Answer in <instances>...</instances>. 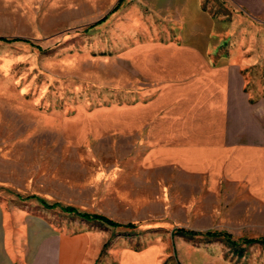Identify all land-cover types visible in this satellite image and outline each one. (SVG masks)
I'll return each instance as SVG.
<instances>
[{
    "label": "rangeland",
    "instance_id": "374dc122",
    "mask_svg": "<svg viewBox=\"0 0 264 264\" xmlns=\"http://www.w3.org/2000/svg\"><path fill=\"white\" fill-rule=\"evenodd\" d=\"M117 1L0 0V36L21 38L0 41V204L34 213L39 200L56 205L44 210L53 226L67 207L133 224L75 226L102 232L105 254L124 244L149 251L150 264H264V245L242 241L264 238V212L233 202V188L147 159L136 117L148 113L142 101L153 84L136 72L128 52L136 27ZM205 1L227 21L237 14ZM246 82H264L262 71Z\"/></svg>",
    "mask_w": 264,
    "mask_h": 264
},
{
    "label": "crops",
    "instance_id": "0c3cea01",
    "mask_svg": "<svg viewBox=\"0 0 264 264\" xmlns=\"http://www.w3.org/2000/svg\"><path fill=\"white\" fill-rule=\"evenodd\" d=\"M221 1L237 11L232 22L211 14L205 0H126L123 19L136 27L128 52L137 74L153 84L136 127L147 159L206 187L233 188V202L260 213L264 82L251 88L246 74L260 69L264 76V0ZM41 207L34 213L0 204V264H95L105 254L102 232L75 227L89 220L60 209L62 224L53 226L44 211L51 208ZM148 252L118 244L102 264H150Z\"/></svg>",
    "mask_w": 264,
    "mask_h": 264
},
{
    "label": "trees",
    "instance_id": "16d2710c",
    "mask_svg": "<svg viewBox=\"0 0 264 264\" xmlns=\"http://www.w3.org/2000/svg\"><path fill=\"white\" fill-rule=\"evenodd\" d=\"M21 38H9V37H6V36H0V41H3V42H10V41H13V40H19ZM43 205H45L46 207L48 208H53L55 207L56 205H48L46 204L45 202H43L42 200H39ZM64 211L66 212H73L75 213L76 215H78L79 217L85 219V220H93V221H98V222H101V223H104V224H107L109 226H113V227H117V226H126V227H133V224L129 223V224H120V223H117V222H114L112 220H110L109 218L105 217V216H102V215H99V214H88V213H79V212H76V210H74L73 208L71 207H67V208H64L63 209ZM178 234L180 235H187V236H194V235H199L198 233H195V232H192V231H187V230H184L183 228H179L177 231H176ZM205 237H208V238H219V237H224L226 239L227 242L231 243L232 245H237V242L234 241V240H231V235L229 234H224V233H220V232H212V231H208V232H205L203 234ZM243 243H254V242H259L261 244L264 245V238H252V239H248V238H243ZM239 253V257L242 256V251H243V248H239L237 250Z\"/></svg>",
    "mask_w": 264,
    "mask_h": 264
}]
</instances>
